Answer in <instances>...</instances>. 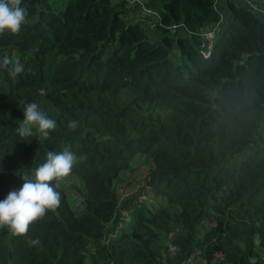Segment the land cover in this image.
<instances>
[{
  "label": "trees",
  "instance_id": "1",
  "mask_svg": "<svg viewBox=\"0 0 264 264\" xmlns=\"http://www.w3.org/2000/svg\"><path fill=\"white\" fill-rule=\"evenodd\" d=\"M216 2L142 0L152 41L112 0H22L27 23L0 33V64L24 65L0 67V200L47 151L75 154L80 186L52 181L60 205L26 233L0 226V264H264V19L226 0L221 25ZM33 102L57 122L47 137L18 135Z\"/></svg>",
  "mask_w": 264,
  "mask_h": 264
},
{
  "label": "clouds",
  "instance_id": "2",
  "mask_svg": "<svg viewBox=\"0 0 264 264\" xmlns=\"http://www.w3.org/2000/svg\"><path fill=\"white\" fill-rule=\"evenodd\" d=\"M22 0H0V33L8 31L18 33L21 26L27 23L28 12L21 6ZM0 67H5L10 77H16L24 70L19 60L5 58ZM23 120L17 128L22 138L34 135L33 128L42 136L47 137L54 131L57 122L49 118L37 103H25ZM78 126L76 120L68 123V128L74 130ZM77 157L69 149L60 152L47 151L45 159L31 175L20 178L23 183L18 190H10L6 198L0 200V226H7L16 235L28 231V226L38 218L43 217L47 210H55L60 205V193L55 190L52 181H59L72 172ZM259 243V237H256ZM255 264V261H252Z\"/></svg>",
  "mask_w": 264,
  "mask_h": 264
},
{
  "label": "rangeland",
  "instance_id": "3",
  "mask_svg": "<svg viewBox=\"0 0 264 264\" xmlns=\"http://www.w3.org/2000/svg\"><path fill=\"white\" fill-rule=\"evenodd\" d=\"M113 4L116 8L122 9L125 12V16L131 20V21H137L140 22L142 27L144 28L145 32L147 33L150 40L154 41L156 40V36L153 34L152 24L156 20V14L152 15L149 13V11L143 6L142 0H112ZM221 2H224L225 0H220ZM221 10V6H217ZM138 12V14H137ZM255 13V12H254ZM258 15L257 13H255ZM261 17L260 15H258ZM227 20V19H226ZM224 14L222 13V19H221V25L225 23ZM219 28V31L221 30V26L218 25L216 30ZM210 28H206L205 31H209ZM216 38V31H215V37L207 42V45L204 49L201 50V54L206 57L210 53V45ZM172 56L177 58L179 51L176 46L172 48ZM20 125V121L18 122ZM261 137L264 138V132L261 134ZM149 163L145 161L144 157L138 158V161L134 164V168L130 173H126L122 176L123 183L119 186V191L121 195V199H125L128 196L136 193L137 191H140L142 185L144 184V178L148 169ZM61 182L64 183L63 180L67 181L68 183H73L75 185L80 186L79 179L73 175L70 174L67 177L61 178ZM68 187V193L71 197V199H79V195L75 188H70V184ZM144 191H141L143 193ZM148 200L152 199L149 195L146 196ZM157 203L160 202L159 199H156ZM261 257L264 261V249L263 253L261 254ZM190 264H196L195 262H190ZM202 264H206L203 262Z\"/></svg>",
  "mask_w": 264,
  "mask_h": 264
},
{
  "label": "built area",
  "instance_id": "4",
  "mask_svg": "<svg viewBox=\"0 0 264 264\" xmlns=\"http://www.w3.org/2000/svg\"><path fill=\"white\" fill-rule=\"evenodd\" d=\"M237 2L241 3V5L247 7L248 9L252 10L253 12L257 13L264 19V0H236ZM218 25L209 27V31L203 30L202 33V42L199 45V49L202 50L206 47L207 42L211 41L215 37V31Z\"/></svg>",
  "mask_w": 264,
  "mask_h": 264
},
{
  "label": "crops",
  "instance_id": "5",
  "mask_svg": "<svg viewBox=\"0 0 264 264\" xmlns=\"http://www.w3.org/2000/svg\"><path fill=\"white\" fill-rule=\"evenodd\" d=\"M218 5L221 6V10L217 7ZM215 6L218 9V11L221 13V19H222V13H223L225 20L227 19L226 21H228L230 19V11H229V9H228V7L226 5V0L224 2H221L220 0H217V2L215 3Z\"/></svg>",
  "mask_w": 264,
  "mask_h": 264
}]
</instances>
